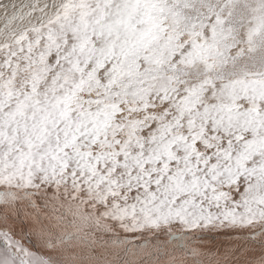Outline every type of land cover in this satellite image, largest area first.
<instances>
[{"label":"snow or ice","instance_id":"snow-or-ice-1","mask_svg":"<svg viewBox=\"0 0 264 264\" xmlns=\"http://www.w3.org/2000/svg\"><path fill=\"white\" fill-rule=\"evenodd\" d=\"M0 264H264V0H0Z\"/></svg>","mask_w":264,"mask_h":264}]
</instances>
